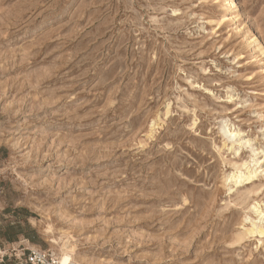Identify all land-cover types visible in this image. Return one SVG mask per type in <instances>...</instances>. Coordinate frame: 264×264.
<instances>
[{"label":"rangeland","instance_id":"374dc122","mask_svg":"<svg viewBox=\"0 0 264 264\" xmlns=\"http://www.w3.org/2000/svg\"><path fill=\"white\" fill-rule=\"evenodd\" d=\"M237 2L0 0V222L31 235L10 259L264 264V171L230 178L264 159V0Z\"/></svg>","mask_w":264,"mask_h":264},{"label":"bare ground","instance_id":"6f19581e","mask_svg":"<svg viewBox=\"0 0 264 264\" xmlns=\"http://www.w3.org/2000/svg\"><path fill=\"white\" fill-rule=\"evenodd\" d=\"M224 6H227V10L229 12L224 17V20H228L229 18L235 19L239 15L237 0H226V3L224 4ZM227 15H229L231 17L228 18ZM258 40L259 39H258L257 35H255L254 42H257ZM224 133L226 135L227 140L235 138L239 134L237 131L232 130V128H225ZM238 143H240V146H239V148H237V151H240L242 146L249 144V140L248 139H240ZM231 148L232 149L235 148V145L232 144ZM258 153L254 151V155H257ZM251 156H252V154H251ZM263 163H264V159L262 157L252 158L251 161H245L244 160L240 163L236 162L234 164V166H235L236 170L238 171V173L237 174L233 173L232 175L230 174L231 177L230 176L229 177L233 180L235 179V183H242V182H245L248 180H252L256 176H258L259 172L262 173L264 171V169L261 170ZM243 169L245 171L247 170V172L243 173ZM236 170H234V171H236ZM259 205L260 204L254 203L252 205V210H253V212L257 213L260 218L257 220V219L250 218V216H247V220H249V224L246 225L245 233L250 234V235L251 234L252 235H259V236L263 237L264 236V211L260 210ZM44 228H45L46 232L50 233L49 227H44ZM51 241L53 243H55L56 240L53 238ZM72 247L73 246H71V248H69V246L66 244L63 246L60 255H58L60 262L62 264H83L82 262L80 263L74 259V257H73L74 248H72Z\"/></svg>","mask_w":264,"mask_h":264},{"label":"crops","instance_id":"0c3cea01","mask_svg":"<svg viewBox=\"0 0 264 264\" xmlns=\"http://www.w3.org/2000/svg\"><path fill=\"white\" fill-rule=\"evenodd\" d=\"M15 223H7L3 224L0 222V264H22V262H18L16 259H10L7 254L11 248H15L16 245L21 246L24 245L31 240V235L24 230H17L18 225H14ZM14 228L13 233H9L8 231ZM23 250H27L30 248L25 245Z\"/></svg>","mask_w":264,"mask_h":264},{"label":"built area","instance_id":"2783aa9c","mask_svg":"<svg viewBox=\"0 0 264 264\" xmlns=\"http://www.w3.org/2000/svg\"><path fill=\"white\" fill-rule=\"evenodd\" d=\"M22 257V264H62L54 253L39 246L25 249Z\"/></svg>","mask_w":264,"mask_h":264}]
</instances>
